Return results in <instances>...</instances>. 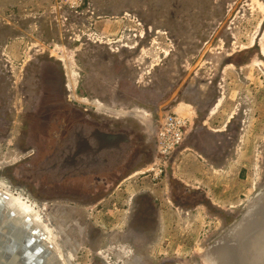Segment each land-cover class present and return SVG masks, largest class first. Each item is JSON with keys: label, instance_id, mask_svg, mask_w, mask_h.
Masks as SVG:
<instances>
[{"label": "rangeland", "instance_id": "1", "mask_svg": "<svg viewBox=\"0 0 264 264\" xmlns=\"http://www.w3.org/2000/svg\"><path fill=\"white\" fill-rule=\"evenodd\" d=\"M85 1L93 13L78 20L57 0H0V182L57 235L65 264H205L264 191V0ZM188 86L206 97L202 113ZM58 102L136 133L112 191L57 199L22 175L35 157L28 126ZM134 108L149 125L115 112ZM171 110L187 134L163 159L154 122ZM180 188L194 199L177 200Z\"/></svg>", "mask_w": 264, "mask_h": 264}, {"label": "flooded vegetation", "instance_id": "2", "mask_svg": "<svg viewBox=\"0 0 264 264\" xmlns=\"http://www.w3.org/2000/svg\"><path fill=\"white\" fill-rule=\"evenodd\" d=\"M61 75L65 76L63 71ZM185 91L197 105V113H202L207 101L200 87L188 86ZM58 103L44 106L43 117L49 121L36 123L35 128L36 121L28 126V137L23 139L33 146L35 157L22 175L36 183L40 192L57 199H89L112 191L137 157L136 133L124 126H105L67 104ZM226 140L231 141L232 137Z\"/></svg>", "mask_w": 264, "mask_h": 264}, {"label": "water", "instance_id": "3", "mask_svg": "<svg viewBox=\"0 0 264 264\" xmlns=\"http://www.w3.org/2000/svg\"><path fill=\"white\" fill-rule=\"evenodd\" d=\"M253 200L241 219L204 250L203 262L264 264V191ZM2 205L0 197V264H65L63 256L55 253L54 243L43 231L29 227L25 219L20 220L26 229L15 236L14 227L20 220L12 215L4 219Z\"/></svg>", "mask_w": 264, "mask_h": 264}, {"label": "bare ground", "instance_id": "4", "mask_svg": "<svg viewBox=\"0 0 264 264\" xmlns=\"http://www.w3.org/2000/svg\"><path fill=\"white\" fill-rule=\"evenodd\" d=\"M57 50L59 51V54H60L59 59L62 63H64L65 70L67 71L66 74L69 77V82H71L70 85H72V82L76 81V79H77V73H75V71L73 70L74 63L72 61V54L70 55L68 52H67L68 54H66L64 49L61 47L57 48ZM70 85H68L67 88H70L71 87ZM94 103L97 104L98 101H95ZM184 106H185L184 108L186 110L188 108H190L189 105L185 104ZM114 110L115 109H113V111ZM115 112H116V114L117 113H121V114L129 113V115L133 114V115H135V118H137L139 120V122H141L144 125H149V122L151 121L149 118L150 114L148 115V113L144 112L143 110H138L136 108H134L130 111H127V110L125 111L123 109H120L119 111L117 110ZM0 197H1V200H3L2 209H4L3 210L4 211V219L11 217V215L14 216L15 218L19 219V220L25 219V221L29 222L28 223L29 227L33 228V226H34V228H33L34 230L39 229L46 234V238L48 237V240H50L51 242L54 243L52 246H53L55 253H57L59 256H61V250H60L59 245L57 243V235L53 232V230L51 228H49L47 226V224L43 223V221H42L41 217L39 216L37 210L35 208H33L30 204H28L26 202L27 200L26 201L24 200L25 198H22L20 195L15 196L14 194L10 193L7 186L5 184H3L2 182H0ZM253 201H250V203ZM248 204L246 206V209L249 208ZM252 204L250 205V207L252 206ZM22 223L23 222H21V220H20V223H18V225H16L14 227L15 230L13 231V234L15 236H20V234H22L23 231L26 229L27 226L23 225ZM63 262H65V261L63 260ZM204 263L207 264L206 261Z\"/></svg>", "mask_w": 264, "mask_h": 264}, {"label": "built area", "instance_id": "5", "mask_svg": "<svg viewBox=\"0 0 264 264\" xmlns=\"http://www.w3.org/2000/svg\"><path fill=\"white\" fill-rule=\"evenodd\" d=\"M57 5L78 20L93 13L85 0H57ZM178 112L177 110L161 112L154 122V147L156 154L163 159L170 157L180 147L187 134L185 130L187 120ZM161 172L159 170L156 176H160Z\"/></svg>", "mask_w": 264, "mask_h": 264}, {"label": "trees", "instance_id": "6", "mask_svg": "<svg viewBox=\"0 0 264 264\" xmlns=\"http://www.w3.org/2000/svg\"><path fill=\"white\" fill-rule=\"evenodd\" d=\"M192 194L193 193L189 189L180 188L179 189V193L176 196V199L179 200L180 199L179 197H181L182 199L184 198L185 200L186 199H194L193 197H194L195 194H193V195Z\"/></svg>", "mask_w": 264, "mask_h": 264}]
</instances>
